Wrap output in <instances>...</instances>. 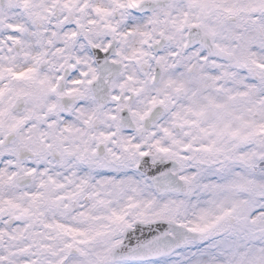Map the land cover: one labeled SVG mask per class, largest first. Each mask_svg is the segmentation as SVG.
I'll use <instances>...</instances> for the list:
<instances>
[{"label": "snow or ice", "instance_id": "6c2138e0", "mask_svg": "<svg viewBox=\"0 0 264 264\" xmlns=\"http://www.w3.org/2000/svg\"><path fill=\"white\" fill-rule=\"evenodd\" d=\"M0 264H264V0H0Z\"/></svg>", "mask_w": 264, "mask_h": 264}]
</instances>
